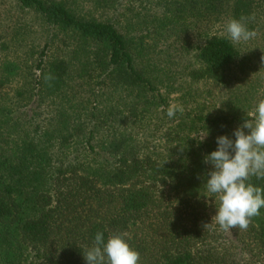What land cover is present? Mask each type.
Instances as JSON below:
<instances>
[{"label":"trees","instance_id":"16d2710c","mask_svg":"<svg viewBox=\"0 0 264 264\" xmlns=\"http://www.w3.org/2000/svg\"><path fill=\"white\" fill-rule=\"evenodd\" d=\"M177 2L191 9L199 0ZM18 4L71 44L60 55L42 59L40 52L39 101L52 107L43 124L14 122L12 110L0 107V264H25L28 249L43 264H87L84 253L98 231L105 240L126 233L139 264H264V208L246 231L225 232L215 223L219 198L206 188L212 150L205 154L202 143L187 141V156L170 164L130 137L120 106L119 125L111 109L99 107L108 89H119L164 108L134 40L108 22L74 14L64 0ZM237 56L227 38L209 36L189 77L223 84ZM46 74L54 77L49 83ZM75 89L85 97L76 98ZM126 111L134 117L137 108ZM247 118L239 105L230 115L205 118L202 127L222 133ZM250 182L264 188V179Z\"/></svg>","mask_w":264,"mask_h":264},{"label":"rangeland","instance_id":"374dc122","mask_svg":"<svg viewBox=\"0 0 264 264\" xmlns=\"http://www.w3.org/2000/svg\"><path fill=\"white\" fill-rule=\"evenodd\" d=\"M64 2L76 15L112 24L139 46V62L146 66V73L164 98V108L156 102L142 105L134 95L119 89L115 92L108 89L99 107L103 112L111 109L115 114L113 125H119L120 106L124 115H128L126 130L130 137L154 157L167 158L173 164L187 156V141L202 143L206 154L217 149L219 136L235 140L233 133L240 125L224 126L222 133H217V129L204 130L203 120L230 115L232 108L239 105L250 117L264 94V0H222L219 7L212 3V8L199 0L191 9L187 7L189 4L182 8L177 0ZM252 14L255 20L249 21L248 27L258 29L257 37L233 44L225 31L227 21ZM213 35L227 38L238 53L223 84L189 77L197 69L194 59L197 49L205 38ZM61 38L36 12L21 8L18 0H0V107L12 110L14 122L41 125L51 112L52 107H46V101H39L37 68L41 56L43 59L60 55L61 50H66L65 45L71 44ZM8 67L12 70L10 76L6 74ZM74 95L85 97L83 91L76 89ZM172 103L182 105L184 111L170 119L167 108ZM133 107L137 108L134 117L126 111ZM21 258L25 264H43L29 249L22 252Z\"/></svg>","mask_w":264,"mask_h":264},{"label":"clouds","instance_id":"9594fccd","mask_svg":"<svg viewBox=\"0 0 264 264\" xmlns=\"http://www.w3.org/2000/svg\"><path fill=\"white\" fill-rule=\"evenodd\" d=\"M254 20L255 14L229 19L225 25L227 38L233 44L255 39L258 29L248 27V22ZM52 79L51 74L44 76L46 83ZM183 111L182 105L172 103L167 108V116L171 119ZM233 134L235 140L223 135L217 137V149L205 157V163L214 169L208 173L206 188L220 202L213 217L225 232L235 228L246 231L252 218L259 216L260 209L264 208V188L250 182L252 177L264 179V100L258 102L250 117ZM126 236V233H116L105 240L98 231L92 246L84 253L87 264H139L140 254L129 245Z\"/></svg>","mask_w":264,"mask_h":264}]
</instances>
